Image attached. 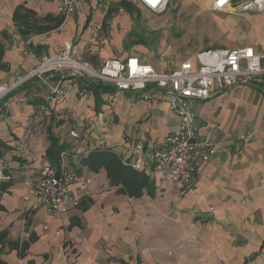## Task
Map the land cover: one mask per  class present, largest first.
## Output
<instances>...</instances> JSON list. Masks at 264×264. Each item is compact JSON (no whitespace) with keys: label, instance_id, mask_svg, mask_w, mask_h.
Wrapping results in <instances>:
<instances>
[{"label":"crops","instance_id":"0c3cea01","mask_svg":"<svg viewBox=\"0 0 264 264\" xmlns=\"http://www.w3.org/2000/svg\"><path fill=\"white\" fill-rule=\"evenodd\" d=\"M171 1L185 15L201 9L229 15L210 10L212 0ZM60 3L0 0V84L33 68L32 59L21 54L29 36L31 47L45 56L58 54L69 41L75 58L93 67L130 57L156 72L180 63L153 66L143 54L122 51L120 39L135 21L132 14L147 11L135 0H107L104 6L78 0L66 20L58 13ZM239 18L260 20L261 48L245 46L264 52V17ZM113 45L117 49L105 51ZM237 47L243 46L229 49ZM65 84L69 91L61 99L32 81L1 104L6 116L0 120V233L6 235L2 257L8 264H264V93L257 85L192 103L197 137L218 149L217 158L197 170L194 191L165 179L149 163L137 171L145 182L133 196L111 184L100 156L130 162L136 143L148 152L162 150L177 129V117L165 104L136 93L104 89L97 97L78 77H67ZM77 91L88 97L79 98ZM48 128L63 147L60 154H69L67 168L79 176L69 186L78 206L60 217L43 206L30 211L23 200L49 162ZM38 129L45 137L31 140ZM76 150L88 153L75 157Z\"/></svg>","mask_w":264,"mask_h":264},{"label":"built area","instance_id":"2783aa9c","mask_svg":"<svg viewBox=\"0 0 264 264\" xmlns=\"http://www.w3.org/2000/svg\"><path fill=\"white\" fill-rule=\"evenodd\" d=\"M89 1L98 6L107 2ZM135 1L156 15L164 13L170 3V0ZM77 7L78 0H61L58 13L66 20ZM209 9L245 18L264 17V0H212ZM32 40L33 37H29L24 41L21 54L32 59L34 66L14 81L0 84V105L5 97L32 81H38L52 97L61 99L69 91V85L65 84L67 77H78L83 83L112 86L116 91L136 93L144 101L165 104L177 117L178 126L166 137L164 148L148 152L141 143H136L130 149V162L118 156L123 166L136 171L147 170L150 163L165 179L177 181L191 191L195 190L197 170L211 158H217L218 150L212 142L197 137L192 103L205 101L233 87L257 85L264 93V52H257L251 46L202 50L174 68L156 72L136 57L111 58L93 67L75 58V48L69 41L64 42L62 50L54 56L39 55L31 47ZM76 94L81 99L88 97L85 91ZM41 109L47 112L45 106ZM5 112V105H1L0 120ZM87 153L76 150L74 156ZM68 155L62 152L58 165L45 162L42 166L36 185L23 198L30 211L43 206L48 215L60 217L78 206L79 201L70 193L69 186L75 184L79 176L75 170L67 168Z\"/></svg>","mask_w":264,"mask_h":264},{"label":"rangeland","instance_id":"374dc122","mask_svg":"<svg viewBox=\"0 0 264 264\" xmlns=\"http://www.w3.org/2000/svg\"><path fill=\"white\" fill-rule=\"evenodd\" d=\"M180 10L171 1L162 15H153L147 11L139 15L134 12L132 16L135 21L120 39L122 51L140 56L143 54L153 66H157L158 61L173 66L206 49L245 45H252L256 50L261 48L256 26L260 20L255 23V20L246 21L231 14L222 17L204 9L198 14L185 15ZM109 48L112 51L117 49L113 45L106 47L105 51L110 53ZM32 134L34 137L31 140H42L45 137V131L40 129Z\"/></svg>","mask_w":264,"mask_h":264},{"label":"trees","instance_id":"16d2710c","mask_svg":"<svg viewBox=\"0 0 264 264\" xmlns=\"http://www.w3.org/2000/svg\"><path fill=\"white\" fill-rule=\"evenodd\" d=\"M61 20H64L61 16ZM30 37V36H29ZM28 37L25 38V40ZM85 88L92 90L95 96L98 97L99 91L104 89H114L112 86H107L103 84L87 82L85 83ZM48 139L49 146L46 151V156L48 161L53 165H58L60 160V152L62 146L58 144V141L51 134V128H48ZM58 149L57 151L55 150ZM101 164L106 168L107 176L113 185H121L124 189L123 191L128 195L136 196L142 189V185L145 182V178L142 173L130 170L123 166L122 162L119 161L113 154H103L100 156ZM6 235L5 233H0V264H8L7 261L2 257V247L5 244Z\"/></svg>","mask_w":264,"mask_h":264}]
</instances>
